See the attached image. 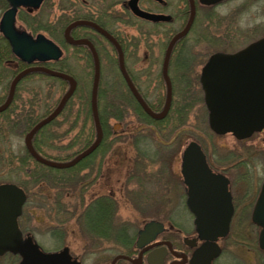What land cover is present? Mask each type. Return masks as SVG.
Here are the masks:
<instances>
[{
    "label": "rangeland",
    "instance_id": "obj_1",
    "mask_svg": "<svg viewBox=\"0 0 264 264\" xmlns=\"http://www.w3.org/2000/svg\"><path fill=\"white\" fill-rule=\"evenodd\" d=\"M127 1L45 0L39 10L31 11L26 15L27 19L21 20L18 14L17 28L25 30L33 37L42 34L55 42L63 52L61 59L56 63L67 59L76 76L75 79H78V88H76L77 91L71 101V110L68 109L55 120L54 124L44 130V133L49 137L45 142L48 146H42V151L47 156L55 157L62 154L65 157L75 151L72 144L82 126L80 123L86 112L79 100L83 94L84 97L90 94L92 77L90 72L88 73V67L86 68L88 61L84 58L83 51L78 53V46L68 45L63 39V32L67 25L77 20H87L76 19L79 16L96 19L99 12L117 13L114 16L120 20L113 24L108 23L107 26L114 32H119L122 40L125 36L131 39L128 42L130 45L126 44L128 49L125 63L134 76L135 85L147 103L154 108L155 113L160 112L163 108L166 98V85L161 76L164 53L170 38L182 30L187 21V16L181 18V12L186 10V2L185 0H163L167 4L165 6L154 1H141L139 6L143 10L175 17L172 23H162L155 27L143 20L137 22L130 18L129 20L124 18L126 12L136 18L122 6V3L125 4ZM205 13H198L189 34L174 48L168 68L173 92L172 104L168 115L161 122L146 121L145 117L136 119L132 114L134 99L118 75L117 55L104 38L94 30L84 27L76 29L74 35L71 34L72 38H91L100 45L104 56L100 60L102 85L107 89V95L101 98L100 107L103 108L110 102L113 112L117 108L125 110V120L129 118V121L132 122L130 128L137 130L133 133L136 138L138 136V150L155 161V167L152 170L155 172L154 185L135 179L131 185H128L131 187L129 189H132V186L135 187L136 184L139 187L150 188L152 186L156 193L154 197L159 201V197L164 191V184L162 181L159 182L158 178L165 173V162L172 161V165L174 166L176 163V168H179L181 153L190 141L200 144L205 154L211 157L234 156L237 193L241 192L238 191L241 187H250L257 193L264 179V130L242 141H237L231 135L217 136L213 134L207 125V111L203 104V95L199 85L200 71L210 55L217 52L233 53L264 37V0H231L218 6L210 16L209 13ZM1 15L2 12H0V17ZM137 42L138 45L133 46ZM111 59L114 61H110ZM3 65L5 64L1 62L0 67L2 68ZM11 79L12 77L8 73L2 77L0 75V105L6 100ZM18 89L12 106H17L20 113L32 114L33 119L30 121L32 123L42 120L56 107L68 86L67 84L66 86L61 85L59 79L48 80L44 77H35L23 83ZM5 120L0 117V184L14 183L27 187L28 199L21 218L24 231L32 236L45 251L54 252L67 246L72 255L76 256L82 264H87L90 260L95 259V256L89 258L84 254V238L77 234V228L72 222L65 223V219L69 217L68 214L62 211L58 212L60 207L58 206V209L57 205L51 203L57 202L61 191L68 192L74 197L81 196L84 201L89 202V196L100 195L99 190H94L97 187H105L102 193L106 192V188H108L107 192L111 190L115 192L123 185L126 187L127 178L126 175H122L126 172V163L120 170V162L134 160L138 156L136 150L130 147L126 148L127 145L118 142L111 150L103 154L107 156L104 160L108 161V164L104 163L101 172L108 176L106 178L109 182L95 173L89 176L86 175V171L67 174L62 172L64 170L57 171L58 169L50 168L56 171L44 173L43 179L41 178V181L36 183V174L30 175L28 168L15 161L18 155H27L24 146L26 132L23 131L24 128L17 127L15 129L14 124L11 125L14 128L12 130ZM124 122L126 123V121ZM107 123L113 133H119L123 126L121 122L113 118L108 119ZM139 139L141 140L139 141ZM60 151L62 153H59ZM102 153L101 149L96 151V155L88 162L94 171L99 169L100 161L103 160ZM70 157L69 155L65 159L70 160L72 158ZM108 169L110 171L107 173ZM150 170L151 168L148 169L149 173H151ZM240 179L244 180L239 181ZM45 194L49 197V202L45 199L43 201ZM144 194L136 199L126 194L124 198H121L119 194H114V197L118 200L121 198L120 204L122 206L126 204L124 206L126 207L132 203L147 202L149 194L146 191ZM71 203H77V198L71 200ZM146 212L151 213V211ZM119 213H121L120 218L127 216L123 210H119ZM54 221L59 224V228L61 225L63 227L67 224L70 236L64 242L63 237L58 238L57 235L56 237L53 235L58 234L56 233L57 227H54L53 224ZM49 227L55 228L56 232L47 230Z\"/></svg>",
    "mask_w": 264,
    "mask_h": 264
},
{
    "label": "water",
    "instance_id": "obj_2",
    "mask_svg": "<svg viewBox=\"0 0 264 264\" xmlns=\"http://www.w3.org/2000/svg\"><path fill=\"white\" fill-rule=\"evenodd\" d=\"M44 1L6 0L7 10L3 12L0 18V35L8 43L12 55L23 64H26L28 68L16 74L11 81L7 98L0 106V113L9 108L17 85L29 74L41 73L67 82L68 89L57 106L49 115L35 124L24 137L25 149L35 162L49 168L63 170L76 166L93 154L103 138L97 110V88L100 77L99 59L91 42L87 39H73L70 32L77 27H87L95 30L107 40L117 53L119 71L132 96L147 116L154 121H162L169 112L172 99L171 82L168 77L171 53L176 43L190 31L194 22L195 7L193 0H189L190 16L188 21L181 31L172 36L164 53L161 73L166 85V100L160 113L153 112L135 89L125 70L121 47L111 34L96 23L86 20L74 21L66 27L64 31L65 42L72 46H86L93 57L94 76L90 104L96 138L88 148L75 155L71 160L57 162L39 155L33 147L32 140L42 128L58 118L69 99L73 96L77 84L73 77L42 66V64L57 62L61 59L63 53L57 44L42 34L33 37L25 30L16 28V16L20 9L26 8L36 11ZM139 1L141 0H129L125 3V7L135 17L153 24L171 21L170 16L150 13L140 9L138 6ZM152 1L159 4L163 3L162 0ZM222 1L225 0H200V3L203 5H216ZM199 84L207 111V124L213 134L217 136L229 134L237 141H242L250 138L255 133L263 131L264 37L234 53L217 52L212 54L200 72ZM181 174L185 184L189 187L188 204L190 211L196 215L195 225L197 230L200 233L203 230V234L211 235L213 240L217 236H224L228 231L233 211L226 192L227 181L222 176L211 175L206 164L205 155L201 147L194 141L190 142L182 152ZM207 176L214 178L213 187H218V184H220L219 192L227 195L225 203L228 206V214L223 225L202 226L198 216L199 210L193 205L198 196L197 190L202 185L198 179L207 178ZM217 181L220 183H217ZM25 202L26 194L20 187L11 183L0 184V255L7 252L18 255L21 259L20 264H81L71 257L68 248H63L55 253H45L41 251L39 245L30 236L23 237L18 228L17 220L22 214ZM252 220L261 228L259 245L264 250V180L253 210ZM154 227H158V225L154 222L148 223L144 227V231L140 233L141 237L150 233ZM157 229V231H160L159 228ZM208 261L206 259L205 263H208Z\"/></svg>",
    "mask_w": 264,
    "mask_h": 264
},
{
    "label": "flooded vegetation",
    "instance_id": "obj_3",
    "mask_svg": "<svg viewBox=\"0 0 264 264\" xmlns=\"http://www.w3.org/2000/svg\"><path fill=\"white\" fill-rule=\"evenodd\" d=\"M2 1L4 3L2 5L0 1V12L3 13L7 10V4L5 0ZM230 1L225 0L216 5H203L200 0H193L195 7L194 19H196L199 12L209 13L210 16L211 12L218 6ZM185 2L186 10L181 12V18L187 16L188 19L190 4L189 0H185ZM164 5L167 6L166 2H164ZM20 11H18V14ZM170 17L171 21L169 23H172L175 17ZM137 90L139 91L138 88ZM102 156L103 160L107 158L105 155ZM221 157H211L205 154L206 164L211 175L222 176L227 181L226 192L233 211L228 231L224 236H217L213 240L211 235L203 234V230L201 233L197 230L195 225L196 215L190 211L188 204L189 187L185 184L181 174V158L179 168H176V163L173 166L172 161L165 162V173L158 178V181H162L164 184L163 196L159 197V201L154 197L156 193L152 186L150 188L139 187L136 184L135 187L132 186V189H129L131 187H128V185H131V182L135 179L154 185L155 172L152 170L155 167V161L151 160L150 156L136 157L134 166L131 159L127 161L128 164L123 160L120 162V170L126 163V172L122 174L126 175L127 178L126 187L123 185L117 188L115 192L113 190L107 192L108 188H106L104 193L102 192L105 187L94 189L100 191L98 196L101 198L111 200V203H101L100 206L105 208L110 205L114 210V214L110 218L106 216L100 220L102 221L100 224L103 226L98 241L93 238L86 240L84 254L89 258L95 256V259L90 260L87 264H264V250L259 245L261 229L252 220L259 189L255 193V190L253 191L250 187H241L238 190L241 192L237 193L234 156ZM138 159L140 160L136 161ZM103 160L100 161L99 169L95 171L91 169V165L87 164L88 169L85 173L88 176L94 173L95 175L99 174L106 182H109L106 178L108 176L101 172L104 163L108 164V161ZM132 167H135L138 171L130 174ZM150 168L151 173L148 172ZM109 171L108 169L107 173ZM242 180L244 179L239 181ZM198 181L202 185L197 190L198 196L193 205L199 210L198 216L201 225H223L228 214V206L225 203L227 195L219 192L220 184H218V187L212 186L214 178L210 176L199 178ZM217 183L220 182L217 181ZM126 188L127 190H125ZM144 191L149 194L147 202L132 203L126 207H124L126 204L122 206L119 202L121 198L125 197V194L136 199L141 195H145ZM114 194H119L121 198L118 200L114 197ZM98 196H89V204L86 203L91 205L93 202L90 201L97 199ZM24 206L17 224L25 238L29 234L24 231L21 222ZM119 210L125 211L127 216L120 218L121 213H119ZM146 211H151V213ZM148 222H154L158 227H154L150 233L141 237L140 233L144 231V227ZM108 227H116V229L109 230ZM157 228L160 231H157ZM206 259L209 260L208 263H205ZM20 261L18 255L9 252L0 255V264H20Z\"/></svg>",
    "mask_w": 264,
    "mask_h": 264
},
{
    "label": "trees",
    "instance_id": "obj_4",
    "mask_svg": "<svg viewBox=\"0 0 264 264\" xmlns=\"http://www.w3.org/2000/svg\"><path fill=\"white\" fill-rule=\"evenodd\" d=\"M105 1H107V0H105ZM1 2H2L1 4L3 5L4 2L3 1H1ZM126 11H128V10H126ZM28 14H30L29 11L21 10L19 12V17L21 18V20H25L28 18V16H26ZM114 14H117V13L109 12V14H106L105 12H99V15L97 16L96 19H93V18L88 17V16H85V17L79 16L76 19H87V20L94 21L99 26H101L103 29L107 30L120 44L122 51H123V54H124V59H125V56L127 54V49H128V46H126V44L130 45V44H128V42H130L131 39L128 38V36H125L124 40H122V38H120V36H119V34H120L119 32L116 33V32H114V30H111L107 26L108 23L113 24L116 21L120 20L118 17L114 16ZM124 18H126L127 20H129V18H130L133 21L140 22V20H138V19L136 20V18L129 15L128 12H126V14L124 15ZM122 21H123V18H122ZM142 23H144V22H142ZM152 25L156 27L159 24H152ZM74 31L72 32V34L74 33ZM88 40H90L93 43V45L97 51V54L99 56V60H101V58L104 56H103V51L101 50L100 45L95 43L91 38H89ZM124 41H125V44H124ZM137 45H138V42L133 46H137ZM77 48H78L77 49L78 53H80V51L81 52L83 51L85 53L84 58H86V60L88 61V65L86 66V68L88 67V73L90 72V76L92 77L91 78V80H92L93 79V60H92L91 53L88 50V48H86L85 46H78ZM0 59H1V62L5 64V65H3L2 68L0 67L1 77L4 76L5 73H8V75L11 76L13 79L14 76L18 72L24 70L27 67L25 64L18 61L11 54V51H10L8 44L1 37H0ZM110 61L113 62L114 59L113 60L111 59ZM68 62L69 61H67V59H65L64 61L62 60L58 63H56V62L47 63V64H44L43 66H45L51 70L59 71V72L65 73L67 75H70V76H73L74 78H76V76L73 74L71 67L68 64ZM125 67H126V70L129 74L132 82L135 84L134 76L128 70L126 63H125ZM118 75L121 77L119 72H118ZM35 77H40V78L44 77L48 80L54 79L50 76H47V75H44L41 73L29 74L18 84L15 93L18 92L17 91V90H19L18 88L20 86H22L23 83H26ZM121 79H122V77H121ZM76 80L78 81V79H76ZM59 81L61 82V85L64 84V86H66L67 83L65 81H62V80H59ZM122 82H123V79H122ZM91 88H92V81L90 84V94H91ZM76 91H77V89H76ZM106 93H107V89L104 88V86L102 85V78L100 75L98 92H97V106H98L99 121H100L102 131H103V139H102L100 146L98 147V149L96 151H98L100 149L103 150V153H102V155H103V154H105V152L111 150L114 147V145L119 142L120 144L127 145L126 148L130 147L132 149H135L136 153L138 155L137 157L145 156V153H142L138 150V146H137L138 136L136 138V136L133 133V131H137V130H136V128H132L133 130L130 128V125L132 124V122L129 121V118H127V120H125V113H124L125 110H120L117 108L116 111L113 112L112 111L113 108L111 107L110 102L108 104H105L103 106V108L100 107V104L102 101L101 98H104L107 95ZM90 94H89V96L87 94V96H85V97L83 94L82 97H80L81 100H79V101H81V104L84 107V109L86 110V112L85 113L83 112L84 113L83 120H81V123H80V124H82V126L80 127L81 129L79 128L77 135L74 137V143L72 144V146L75 147V149H74L75 151L72 152L71 154H69L71 157L75 156L79 152H81V151L85 150L87 147H89L93 143V141L95 140V137H96V131H95L94 123L92 120V114H91ZM73 96H72V98H73ZM130 96H129V98L132 100V98ZM142 97H143V95H142ZM14 98H15V96H14ZM72 98L69 100V102L67 103V105L65 106V108L63 109V111L60 115H63L64 112H66L68 109H69V111L71 110L70 107L72 105V102H71ZM144 100L146 101L145 98H144ZM132 102L134 104V106L132 107V114L135 115L136 119L137 118L142 119V117H145L144 119L146 121H151V119L142 112V110L137 105L135 100H133ZM12 105H13V102L5 112L0 114L1 118H3L4 120L6 119L5 121L8 122L10 128H12L11 125L14 124L15 129L17 127H20L22 129L24 128L23 131L27 133L37 122H39V121H36V122L31 123L30 121L33 119L32 114H30V113L23 114L22 112L20 113V110L17 108V106L13 107ZM149 106L154 111V108L151 105H149ZM110 118L116 119V121L121 122V125H123L121 130L119 131V133L118 132L113 133V131L111 130L110 126L107 123L108 119H110ZM81 119H82V116H81ZM124 121H126V123ZM54 123H55V120L53 122H51L49 125H47L46 127L42 128L34 136V138H33L34 149L39 155H41L42 157H44L46 159L54 160V161H61V162L67 161L65 158L69 155H65V157H63L62 154H58L55 157H50V156H47L46 154H44L42 151V146L43 147L48 146L45 142L49 137L48 135H46L44 133V130L48 126H50ZM12 130H14V128H12ZM140 140L141 139H139V141ZM125 143H127V144H125ZM59 147L62 148L63 146H59ZM68 150H70V149H68ZM95 152L90 157L83 160L82 162H80L75 167L66 169L64 171H62V170H57V171H62V172H65L67 174L70 172H73V173L77 172V174H78L81 171H86L88 169L87 168L88 162H90L91 159L96 155ZM59 153H62V151H60ZM11 158H12V156H11ZM143 159L144 158L142 157V160ZM139 160L140 159H138L136 161H139ZM15 161L20 162L22 166L28 168V173L30 175H32V173L36 174V176H37V181H35L36 183H39L41 181V178L43 179L42 175H44V173H47L49 171H51V172L56 171V170L44 167L42 165H39V163L35 162L30 157V155H28V154L24 155V156L18 155L15 158ZM132 161H133L132 165L134 166L136 162H135V160H132ZM10 162H11V159H10ZM127 164H128V162H127ZM137 171H138V169H135V167H132V170H130L129 173L132 174V173H136ZM19 186L26 191L27 187H25L24 185H21V184H19ZM38 193H40V192L38 191ZM41 193L43 194V192H41ZM60 195L61 196L58 197L57 202L56 203L52 202L51 204L57 205V207L58 206L60 207V209L58 207V209H59L58 212L62 211L63 213L68 214L69 217L67 219H65V223H67V222H68V224H69V222L73 223L74 227L77 228V234L81 235L84 238V245L86 244L85 243L86 240H88L90 238H93L95 241H98L100 231H101L102 226H103L100 224V222H102L100 220L105 218L106 216H107V218H110V216L112 214H114V210L112 207H110V205H107V207L102 208L100 206V204L101 203H111L110 202L111 200H106L103 197L101 198L100 196H98L97 199L90 201V202H93L91 205H88L89 203L87 202L88 203L87 204L86 201H84V199H82L81 196L74 197V195H70V193L65 192V191H61ZM64 197H65V200H63ZM76 198H77V203L72 204L71 200H73V199L76 200ZM44 199L47 200V202H49V197H47L46 194L43 197V201H44ZM78 199H79V201H78ZM53 224H54V227H57V232L55 231V228H50L51 226L47 230H49L50 232H53V230H54L58 234H53V235L55 237L57 235L58 238L63 237V239H64L63 242H64L66 240V238L70 236V231L67 227V224L63 227L61 225L60 228L58 226L59 224H57L55 221L53 222ZM109 226H110V224H109ZM61 227H62V229H61ZM108 229L114 230V229H116V227H112V228L108 227ZM58 231H60V232H58Z\"/></svg>",
    "mask_w": 264,
    "mask_h": 264
}]
</instances>
